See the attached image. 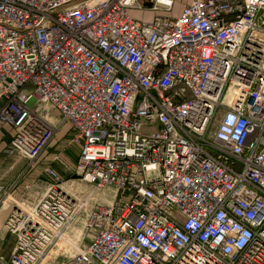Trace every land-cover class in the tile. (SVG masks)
<instances>
[{
    "label": "built area",
    "instance_id": "built-area-1",
    "mask_svg": "<svg viewBox=\"0 0 264 264\" xmlns=\"http://www.w3.org/2000/svg\"><path fill=\"white\" fill-rule=\"evenodd\" d=\"M174 2L0 0L10 153L35 167L65 127L80 150L4 193L0 264H264V0Z\"/></svg>",
    "mask_w": 264,
    "mask_h": 264
},
{
    "label": "crops",
    "instance_id": "crops-1",
    "mask_svg": "<svg viewBox=\"0 0 264 264\" xmlns=\"http://www.w3.org/2000/svg\"><path fill=\"white\" fill-rule=\"evenodd\" d=\"M65 134L66 132L62 133L61 136L64 137ZM11 136V130L8 126H0V204L4 200L5 192H10L11 198L17 201L34 202L43 192L49 181L48 177L43 173L44 169L50 164H54L53 167L56 170L60 173L62 172L61 174L67 177V179H71V176L61 166L57 165L58 163L55 162L54 155L52 156L47 151L36 161L35 167H28V160L26 158L10 153ZM64 152L63 156L66 157L67 164L74 166L79 158V148L71 146V149L69 148ZM106 191L102 192L101 195L105 196L112 193L111 190ZM11 198L7 199L4 207H0V239L2 237L4 222L10 210L8 205L10 206L12 202ZM78 228L80 229V227Z\"/></svg>",
    "mask_w": 264,
    "mask_h": 264
},
{
    "label": "rangeland",
    "instance_id": "rangeland-1",
    "mask_svg": "<svg viewBox=\"0 0 264 264\" xmlns=\"http://www.w3.org/2000/svg\"><path fill=\"white\" fill-rule=\"evenodd\" d=\"M174 7L172 9V11H170L171 15H178V13L182 10V8L188 4V2L190 0H174ZM163 11V10H161ZM161 11H153L151 9H145V10H138V9H132L130 11V15L131 17H134L138 20H143V21H150L153 17H155L156 15H164V14H169L165 11L161 12ZM66 132V134L64 135V137H62V133ZM62 133L57 136L49 145V147L45 150V152L47 151L49 154H51L52 156L54 155V160L55 162H57L58 166H61L62 169L64 170L63 164H67L66 162V157L63 156V153H65L64 151H67L69 148L71 149V146L68 145V140H69V136H68V128L65 127L62 131ZM51 146H53L51 148ZM49 166L53 167L54 164H50ZM48 167V166H47ZM54 168V167H53ZM55 169V168H54ZM45 171V169H44ZM58 171V170H57ZM59 172V171H58ZM60 173V172H59ZM62 173V172H61ZM60 173V174H61ZM45 174V173H43ZM63 180H68L67 177H65L63 174H61ZM77 184V183H76ZM47 186V185H46ZM63 187L65 189H68V185H63ZM46 188V187H45ZM81 188L84 190L88 191V188L85 187V185H81ZM45 190V189H44ZM43 190V191H44ZM22 203L26 206L30 205L29 203H33L31 201L26 202V201H22ZM8 213V212H6ZM7 215V214H6ZM81 220L80 223L78 224V227H82L81 225ZM79 229V228H78ZM2 237L0 239V256L8 259L10 257V253L12 252V249L14 247V237L10 234H6L3 229H2ZM65 247V246H64ZM72 251V249L70 250ZM54 253H56V250L53 251L52 255H55ZM60 255V253H57V255ZM56 256V255H55ZM70 255L67 254L65 257H58L57 259V263L56 264H60L61 261L67 260V258ZM51 257V256H50ZM49 257V258H50ZM48 258V259H49ZM47 259V260H48ZM50 264H54V261H51Z\"/></svg>",
    "mask_w": 264,
    "mask_h": 264
},
{
    "label": "water",
    "instance_id": "water-1",
    "mask_svg": "<svg viewBox=\"0 0 264 264\" xmlns=\"http://www.w3.org/2000/svg\"><path fill=\"white\" fill-rule=\"evenodd\" d=\"M145 6L148 7V8H150L151 7V4L150 3H146ZM73 177H74V179H78L79 178V176H77V175H75Z\"/></svg>",
    "mask_w": 264,
    "mask_h": 264
},
{
    "label": "bare ground",
    "instance_id": "bare-ground-1",
    "mask_svg": "<svg viewBox=\"0 0 264 264\" xmlns=\"http://www.w3.org/2000/svg\"><path fill=\"white\" fill-rule=\"evenodd\" d=\"M232 95H233V92H230V93H229V96H232ZM108 191H109V190H108ZM106 192H107V191H106ZM105 194H106V193H105Z\"/></svg>",
    "mask_w": 264,
    "mask_h": 264
}]
</instances>
